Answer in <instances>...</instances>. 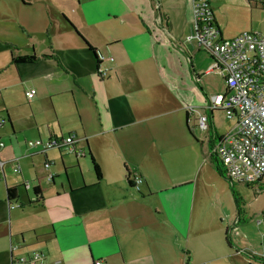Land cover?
<instances>
[{
  "label": "crops",
  "instance_id": "0c3cea01",
  "mask_svg": "<svg viewBox=\"0 0 264 264\" xmlns=\"http://www.w3.org/2000/svg\"><path fill=\"white\" fill-rule=\"evenodd\" d=\"M208 3L226 38L247 32L228 26L226 10L264 12V0ZM191 6L0 0V264L35 250L45 254L43 264H220L230 257L264 264L261 226L257 241L242 237L243 204L236 213L227 192L232 210L224 215L216 204L210 149L233 124L226 130L219 110L207 108L225 90L196 43L186 41L194 33ZM28 55L38 59L12 62ZM98 60L108 70L103 79ZM189 107L207 115V135ZM71 133L83 157L26 146ZM127 174L142 178L138 191Z\"/></svg>",
  "mask_w": 264,
  "mask_h": 264
},
{
  "label": "built area",
  "instance_id": "2783aa9c",
  "mask_svg": "<svg viewBox=\"0 0 264 264\" xmlns=\"http://www.w3.org/2000/svg\"><path fill=\"white\" fill-rule=\"evenodd\" d=\"M191 8L194 33L186 41H194L199 50L210 56L209 71L225 83V91L212 96L207 108L223 111L225 117L233 121L232 127L213 142L210 154L221 162L224 176L232 184L260 185L264 183V36L247 31L230 38L223 37L208 0H192ZM107 74L108 70L98 64V78L103 79ZM34 95L33 89L25 92L27 100L33 99ZM188 113L195 114L198 131L207 135V115L197 112L194 107H189ZM78 141L76 134L71 133L45 141H27L26 146L40 153L58 150L83 157L85 152L77 147ZM3 146V142H0V149ZM43 166L48 169L50 163L45 162ZM3 167L4 162L0 159V174ZM131 181L133 188L138 191L142 178L134 176ZM17 207L19 204L9 203L10 209ZM256 225L263 227L264 237V213ZM229 233H236V223ZM44 259L45 254L35 250L26 256L12 258L11 264H43Z\"/></svg>",
  "mask_w": 264,
  "mask_h": 264
},
{
  "label": "rangeland",
  "instance_id": "374dc122",
  "mask_svg": "<svg viewBox=\"0 0 264 264\" xmlns=\"http://www.w3.org/2000/svg\"><path fill=\"white\" fill-rule=\"evenodd\" d=\"M223 16L225 17L228 26L233 29L246 27V31L255 32L264 36V12L256 11L250 16L249 12L245 10L239 9L238 7H231L229 10L225 11ZM199 55L202 56V59L210 61L211 63V60L203 51L200 52ZM217 77L220 81V88L223 92V90H225V83L218 75ZM214 82H216V76L214 77ZM216 112L217 116L220 118L222 126L228 130L233 124V121L227 119L223 111L219 110ZM196 132L197 131H195V133ZM196 135H198V133ZM86 157L88 156L86 155ZM226 192L232 198V203H235L233 194L235 193L237 196L240 205L237 208L236 203L234 204L236 213H241L242 204L246 211L247 218L244 221V225L238 227L240 228V236L243 237L244 235H249L254 241H257L259 233L256 221L260 218V213L264 211V192L260 191V186L258 184L246 186L245 184L235 182L234 185H232L225 176L220 175L216 170V204H223L222 208L224 215L232 210L229 206V198ZM259 228H261V230L263 229V227ZM249 263H251V261ZM220 264H247V259L244 257H236L235 259L230 257L221 261Z\"/></svg>",
  "mask_w": 264,
  "mask_h": 264
},
{
  "label": "trees",
  "instance_id": "16d2710c",
  "mask_svg": "<svg viewBox=\"0 0 264 264\" xmlns=\"http://www.w3.org/2000/svg\"><path fill=\"white\" fill-rule=\"evenodd\" d=\"M90 50H92V49L90 48ZM47 57H49V56H46V55L42 56V58H47ZM37 59L38 58L35 55L19 56V57L12 58V62H14V63H32V62H35ZM97 63L99 64V61H97ZM211 157L213 159V163L215 165L217 172L220 175L224 176V172H223L222 167H221L222 166L221 162L218 159H216L214 156L211 155ZM89 158H90L94 173L96 174L97 177H100L99 167H98L97 163L95 162L94 158L91 156V154H89ZM129 176L130 175L127 174L128 184L130 185V187H133V182L131 181L132 177L130 178ZM230 184H232V183L230 182ZM6 194H7L8 202L13 203L16 199V188H14V187L7 188ZM233 195H234L235 203L237 206L238 205L237 196L235 195V193ZM226 242L228 244L230 243L229 238L227 236H226ZM250 256L252 257L251 254H250ZM260 260L264 263V258H261Z\"/></svg>",
  "mask_w": 264,
  "mask_h": 264
}]
</instances>
